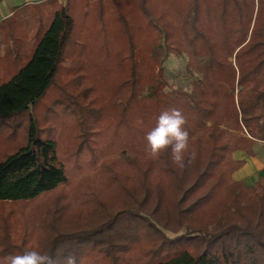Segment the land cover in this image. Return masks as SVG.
I'll use <instances>...</instances> for the list:
<instances>
[{
  "label": "trees",
  "instance_id": "1",
  "mask_svg": "<svg viewBox=\"0 0 264 264\" xmlns=\"http://www.w3.org/2000/svg\"><path fill=\"white\" fill-rule=\"evenodd\" d=\"M47 1L53 2L51 16L23 62L17 48H8L9 43L17 44L14 22L24 24L28 33L30 21L38 17L29 8ZM169 1L186 4L183 23L174 31L157 16L153 0H132L134 11L143 16L145 37L139 22L124 11L122 0H75L74 5L72 0H43L16 7L0 20V71L5 59L21 62L8 79L0 76V117L28 111L45 95L74 39L75 14L84 22L90 15L99 22L91 40L98 44L101 59L108 56L115 76L107 93L110 103L118 100L122 112L117 138L122 158H116L114 150L101 153L96 138H102L103 126L95 114L100 106L91 95L83 94L80 101L66 96L58 103L63 110L74 106L70 113L76 111L73 123L80 127L79 135L86 121L95 117L87 142L94 155L89 162L116 186L104 195L92 189V206L86 201L68 215L48 209L59 220L75 219L61 225L46 221L42 240L34 246L27 243L25 229L7 227L0 218V258L36 248L54 261L74 254L78 264H264V177L251 185L233 179L245 160L231 156L235 150L253 155L254 142H264V0L166 4ZM202 12L219 14L217 30L206 31L209 19L204 22ZM105 13L116 20L115 37L124 38L123 45L109 46ZM86 30L87 26L78 28L77 61L85 56ZM152 46H160L159 52ZM169 53H187L186 66L200 73L191 93L164 91L162 62ZM84 105L94 112L86 119L79 110ZM170 108L180 109L187 119L189 152L195 156L184 168L172 162L170 149L155 159L147 151V132ZM32 117L28 143L0 160V202L29 201L72 184L56 140L41 135ZM78 181L77 187L82 182L79 175ZM162 229H183L184 234L167 239ZM70 232L78 235L69 236ZM61 243L65 246L58 251Z\"/></svg>",
  "mask_w": 264,
  "mask_h": 264
},
{
  "label": "rangeland",
  "instance_id": "2",
  "mask_svg": "<svg viewBox=\"0 0 264 264\" xmlns=\"http://www.w3.org/2000/svg\"><path fill=\"white\" fill-rule=\"evenodd\" d=\"M64 1L65 0H57V3L59 2L63 4ZM154 1L155 0H153L152 4L156 8L153 7V10L157 13V16L161 17L163 24H170L172 31L175 30L177 25L183 23L182 20L186 13L185 2L177 4L176 1L172 3L169 1V3L166 4L167 0H158V2ZM34 2L37 3L40 1L31 0L29 3ZM74 2L75 0H72L73 5ZM131 2L132 0H122L124 11L129 13L131 17L134 18V21L139 22L140 35L145 37L146 31L144 30L143 16L137 11H134ZM52 6L53 2L47 1L29 8L31 10L30 14H34L38 17L36 21H30L32 28L28 33L26 31V26L21 24L18 20H15L14 26L18 28L17 44L13 46L9 43L8 48L10 51H15L17 48V52L22 54L23 60L20 59L21 61H26L28 55L30 56L32 53L38 38L42 34L41 31L46 27L47 21L51 16ZM217 15L208 14L206 16L202 12L201 18H204L203 21L205 22L209 19L205 22L207 32L219 28L216 23L219 14ZM104 19L106 29L110 31L109 40H107L109 46L114 48L118 45H123L124 38L122 39L120 36L119 38L115 37L118 35V32H116V29L118 28L115 23L116 20L106 13L104 14ZM87 21L88 22H84L77 14H75V27L73 29L74 39L72 43L70 42L68 44L64 57L58 67L55 79L42 99L28 111L25 110L17 114L0 117V160L17 148L28 143L30 115H32L36 119V126L38 127L40 134L52 136L56 140L59 150V158L67 168L68 175L72 176V184L61 186L39 198L29 201L17 200L0 202V218H4L5 223H3L5 226L13 227L18 231L25 229V231H27V243H30L32 246H34L39 238L42 240L41 237H43L42 235L44 233L43 226H45L46 221H49L52 225H56V223L61 225L63 221H74L75 219L66 216L62 220H59L53 213H51L52 210L50 211L48 209L54 207L56 210H62L65 215H68V213L72 212L76 207L85 204L86 201L92 206L91 201H93V199H91L89 195L93 194L91 192L92 189H95L96 192L97 189H100V195H104L109 193L112 189L111 186H116L111 185L108 180L102 178L101 174L97 172L95 165L90 164L89 162V158L94 155L92 152L93 149L89 147L87 142L88 140H91L90 136L92 127H90V125L93 124L95 117L92 116L91 120L86 121L85 127H83L84 133L79 135L80 127L78 124L76 125V123H73V120L76 121V111L70 113L74 106L69 105L71 109L64 110L58 106V103L66 96L70 99L73 98V101H80L83 100L81 98L84 97L83 94L91 95L90 99L96 100L100 106V108L97 106L94 108H98L95 109L97 111L95 114L97 118H100L99 121L102 122L101 126H103L101 131H99L102 138H96V140H100L99 142L102 148L101 153L104 151L106 155L107 152L109 153V151H111L112 153V150H114L113 155L115 154L114 156L116 158H122L119 151L120 149H118L119 143H117V138L122 133V127L119 123L122 112L118 105V100L116 101V98H114L112 103H110L109 95L107 93V89L115 74L107 64L108 56L105 59H101L100 54L97 49H95L98 44H95L96 42L92 43L93 41L91 40L97 33L96 28L99 25V22H97L91 15L88 17ZM86 26L87 30L85 34L88 35L84 42V45L87 46V48H85L86 59L85 56H82V59H80L81 62L85 59L83 67L80 61H77V54L75 51L78 50L76 44L78 38H80L78 37V28L85 29ZM34 33L35 35L33 36ZM74 41H76V43H74ZM159 47L160 46H152L154 53L159 52L157 51ZM230 58L232 59L233 57ZM188 59L189 57L187 53L181 55L169 53L167 56H164L162 62L163 79L166 84L164 91L171 93L172 91L182 90L187 94L191 93L193 83L198 81L201 75L194 66H190V68L186 66ZM20 63L21 62H14L11 57L7 60L5 59L3 65H1V79H8L13 74L12 72L14 70H18ZM79 64L81 70L76 69V65ZM106 65L109 66V68L106 67ZM87 86L91 89H86ZM67 104H65L66 107H68ZM90 106L91 105H84L79 109L83 113H81V116L85 119L94 114L93 110H90ZM99 132H95L96 137L97 135H100ZM257 148L260 152H264V148H261V145H257ZM108 172L109 170L107 171V174ZM77 174L79 175V178H82L81 185L78 187L76 186L79 183V181L77 182ZM47 213H50L51 216L48 217ZM81 215L83 216L84 213L81 212ZM132 228V233L134 235V231L136 230L135 226H132ZM161 232L167 239L173 240L184 234L183 229L177 230L176 232L162 229ZM76 235H78L77 232H70L69 236ZM64 246L65 244L61 243L60 247L57 248L58 251H61V249L63 250Z\"/></svg>",
  "mask_w": 264,
  "mask_h": 264
},
{
  "label": "clouds",
  "instance_id": "3",
  "mask_svg": "<svg viewBox=\"0 0 264 264\" xmlns=\"http://www.w3.org/2000/svg\"><path fill=\"white\" fill-rule=\"evenodd\" d=\"M186 124L187 119L180 109L163 110L157 117L155 126L145 136L149 155L154 159L159 158L170 149L171 160L176 166L184 168L186 163H191L195 154L189 152L190 133ZM0 264H78V261L71 253L63 256L62 260L54 261L51 255L32 248L0 258Z\"/></svg>",
  "mask_w": 264,
  "mask_h": 264
},
{
  "label": "crops",
  "instance_id": "4",
  "mask_svg": "<svg viewBox=\"0 0 264 264\" xmlns=\"http://www.w3.org/2000/svg\"><path fill=\"white\" fill-rule=\"evenodd\" d=\"M22 1L0 0V20L11 15L14 8L30 2V0ZM257 145H261V148H264V144H262V142L255 141L253 144L254 153L250 156L243 150H235L231 153L233 159L245 160L244 165L232 173L233 179L241 180L245 185H251L258 179V177H264V152H260Z\"/></svg>",
  "mask_w": 264,
  "mask_h": 264
},
{
  "label": "built area",
  "instance_id": "5",
  "mask_svg": "<svg viewBox=\"0 0 264 264\" xmlns=\"http://www.w3.org/2000/svg\"><path fill=\"white\" fill-rule=\"evenodd\" d=\"M262 143H264V142H262Z\"/></svg>",
  "mask_w": 264,
  "mask_h": 264
}]
</instances>
